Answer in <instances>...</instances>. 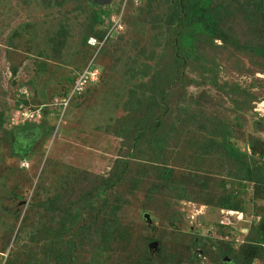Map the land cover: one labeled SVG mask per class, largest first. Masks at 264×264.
<instances>
[{"label": "rangeland", "instance_id": "1", "mask_svg": "<svg viewBox=\"0 0 264 264\" xmlns=\"http://www.w3.org/2000/svg\"><path fill=\"white\" fill-rule=\"evenodd\" d=\"M243 2L213 0L219 16L225 14L227 44L203 38L192 57L176 43L178 27L167 34L172 11L164 0H112L100 7L89 0H0V264H51L49 236L64 216L63 206L83 195L86 173L108 175L128 151L129 137L141 129L128 121L119 126L129 112L127 101H146L151 91H165L167 122L173 126L158 133V145L151 139L153 149L143 144L129 155L133 160L124 157L131 186L140 178L136 189L115 207L113 232L102 217L92 222L76 264H229L243 255L264 230V184L242 179L251 176L223 147L228 141L247 153L241 162L264 175V37L250 34L251 9L244 10ZM116 9L122 10L121 30H111L109 18L95 22L98 13ZM174 60H180L182 89L161 91L157 83L151 91L140 88L158 75L166 78L161 65ZM72 74L70 94L59 96L68 87L63 78ZM132 86L138 87L129 96ZM21 93L27 94V106L19 102ZM31 124L56 130L47 140L39 130L16 134L29 137L17 143L19 149L31 143L30 151L27 158L12 156L14 145L6 137ZM164 168L172 169L168 184L184 190L169 200L176 223L147 193L165 185L158 177ZM181 174L200 179L184 182ZM223 184L238 194L239 209L191 199L205 190L219 198ZM57 193L60 201L53 207L43 204ZM223 217L230 218V226L220 224ZM151 242L157 243L154 252ZM251 264H264V254Z\"/></svg>", "mask_w": 264, "mask_h": 264}, {"label": "trees", "instance_id": "2", "mask_svg": "<svg viewBox=\"0 0 264 264\" xmlns=\"http://www.w3.org/2000/svg\"><path fill=\"white\" fill-rule=\"evenodd\" d=\"M151 1V0H148ZM155 1V0H153ZM166 3H169L170 9L172 11V18L168 22V24L172 27L171 32H169L170 28H168V33L171 36L175 34L178 27V33L175 35L177 39V44H181L182 50H190L193 53L196 51L195 44L200 42L205 38L210 42H214L215 40H219L222 42V45L227 44V39L224 34L222 22L224 21L225 14L219 16L218 10L220 6L213 5V0H164ZM245 9L250 10V16L248 22H250V34L255 36V38L264 37V0H244ZM90 5V4H89ZM119 9H116L114 12H118ZM113 11H102L98 13L95 18V22L97 24H103L104 18L108 19L110 14ZM123 20V18H122ZM164 24H166L164 22ZM108 28L106 27L103 37L107 32ZM89 38L84 39V43H87ZM99 39H102L99 38ZM233 42L239 44L238 41H235L232 38ZM101 40H98L100 42ZM256 53L260 51L258 48H253ZM264 52V49L261 51ZM261 54V53H260ZM180 65V60H174L172 63L169 62L165 65H161L162 70H165L167 73L166 78H161L158 75L151 82L147 84H143V87L151 91L152 87L159 85L157 89H168L171 86V89L175 87L174 90L181 88L183 82V77L177 75V70ZM158 73V72H157ZM142 75V74H140ZM75 74L72 76H65L63 81L68 83V87L62 88V91L58 92V95L64 98H67L68 94H70V88L74 85L75 82ZM176 77V78H175ZM186 85H189L188 83ZM139 86V85H138ZM136 86V87H138ZM135 86H132L129 90V93L133 96L136 91ZM148 90V91H149ZM169 90V89H168ZM145 91V90H144ZM165 92V91H164ZM164 92L157 91L152 92L148 96L147 100H135L131 99L127 101V105L129 107L125 108L129 110L121 125V129L124 127L125 122H132V126L134 128L141 129L134 135L133 137H129L130 146H128V151H126L121 157H118L115 160V167L108 173L106 176H92L89 173L85 174L84 179V193L83 195L78 197H74L72 204L63 206L64 208V216L57 222V228L53 229L52 233L49 236L51 241L50 260L51 264H76L80 254L79 249L82 245V241L86 240L88 235V230L91 228L92 222H94L97 218L102 217L104 220V225L108 224V229L112 227L111 232L115 230V226L117 224L116 221V210L119 207L118 203L122 202L125 197L129 195L131 191L136 189L134 187V183H138V180L133 179V185L131 186V178L132 171L129 168V162L125 160L124 157L132 158L129 156L133 155L135 151L141 147L143 144H146L147 147L151 148L153 140L154 145L159 141L157 135L159 132H167V128L170 130L173 124H169L167 122V117L171 118V112L167 109V106H164ZM168 94V93H167ZM166 94V96H167ZM27 94H20L21 100L19 101L21 104L28 105L26 100ZM179 102V101H178ZM138 105L137 109L133 110L135 105ZM130 108V109H129ZM124 109V110H125ZM172 111V110H171ZM173 114V112H172ZM46 118L48 117V112L46 110ZM151 119H153V125L150 123ZM2 120L0 119V124H2ZM137 123L138 125L134 124ZM151 124V125H150ZM168 125V126H167ZM256 125L260 126V124ZM167 127V128H166ZM17 131L8 134L6 139L8 140L10 146L14 145V147L10 150L12 156L23 159L27 158V154L30 151L29 143L27 148L18 147L20 139L29 138L26 136H17L16 134H22L29 131H35V135H37V131L39 130V137H43L41 139L47 140V138L51 137V134L56 130L55 125H49L48 127L44 126V124H31L24 127H17ZM134 130V129H133ZM168 135V134H166ZM17 136V137H16ZM19 137V138H18ZM41 140L40 142L43 141ZM163 143V140L160 143ZM261 146V154L264 153V136L262 140ZM158 145V144H157ZM42 146V145H41ZM228 141L225 142L224 153L227 157L236 162L240 168H243V172L251 177H242V179L246 181L259 182L264 184V175L259 173H254L250 166L241 162V160L247 158V153L240 152L237 148L231 147ZM137 147V149H136ZM41 148V147H40ZM43 148V147H42ZM153 151V150H152ZM160 151V150H159ZM252 151V149H251ZM161 152V151H160ZM135 155V154H134ZM133 160V158H132ZM150 162H152L149 159ZM259 170L258 167H256ZM172 169L164 168L159 172V180L165 185L159 184L156 189H147V193L150 195L151 199L154 202L158 200L161 201V205H158L159 209L164 212V210H170L169 219L172 223H176L177 220L173 215V211L171 210V204L169 200L172 198H177V195H181L183 193L179 191H184L182 187H177L172 185V187L168 184L171 182ZM182 180L185 182H198L200 176H185V174H181ZM78 176L74 179V185H79ZM143 179V178H142ZM181 180V181H182ZM180 181V182H181ZM81 184V183H80ZM73 185V184H72ZM225 190L219 198L215 197V192L210 193L205 190V195L199 198H191L197 202H203L206 205H214L218 202L219 207H223L227 210L239 209L238 205V194L234 193L232 190L226 187L225 184L222 185ZM133 187V188H132ZM171 187V188H170ZM167 189L170 191L168 195H166L164 191L167 192ZM178 192V193H177ZM187 192V191H185ZM174 194V196H172ZM148 197V196H147ZM179 198V197H178ZM60 201L59 194H54L52 199H45L43 202L44 205H50L53 207L54 202ZM62 208V209H63ZM105 212H104V210ZM25 219V217H23ZM26 220V219H25ZM111 234V233H110ZM66 235V236H65ZM68 237L66 241L63 242V239ZM109 239L107 238L106 241ZM64 243V248L61 250L58 246L59 244ZM264 230H261L257 233L256 237L253 240V243L243 249V255L241 257L234 258L231 260L229 264H251L255 258L261 257L264 254ZM196 257V256H194Z\"/></svg>", "mask_w": 264, "mask_h": 264}, {"label": "built area", "instance_id": "3", "mask_svg": "<svg viewBox=\"0 0 264 264\" xmlns=\"http://www.w3.org/2000/svg\"><path fill=\"white\" fill-rule=\"evenodd\" d=\"M112 14H114V18L113 16H111ZM110 14L109 16V19L112 21L113 25L111 26V30H116V29H122V23L120 24L121 22V15H122V10L118 11V12H115V13H112ZM117 17V19H115ZM91 40V39H90ZM89 40V41H90ZM94 41V40H93ZM91 44V43H89ZM85 75L82 76V78H80L77 86L75 87L76 90H79V86H81L85 81H82L83 77ZM83 82V83H82ZM220 224L224 225V226H230L231 225V221H230V218H226V217H223L220 221Z\"/></svg>", "mask_w": 264, "mask_h": 264}, {"label": "water", "instance_id": "4", "mask_svg": "<svg viewBox=\"0 0 264 264\" xmlns=\"http://www.w3.org/2000/svg\"><path fill=\"white\" fill-rule=\"evenodd\" d=\"M89 2H90L91 5L96 4L97 6L100 7V6L109 5L112 2V0H89ZM144 217H145V219L147 221H149V216L147 214H145ZM156 246H157V243L156 242H151L149 248H150V250L152 252H154L155 249H157ZM225 259L228 260V258H225Z\"/></svg>", "mask_w": 264, "mask_h": 264}, {"label": "flooded vegetation", "instance_id": "5", "mask_svg": "<svg viewBox=\"0 0 264 264\" xmlns=\"http://www.w3.org/2000/svg\"><path fill=\"white\" fill-rule=\"evenodd\" d=\"M91 5V4H90ZM91 6H93V7H97V5L96 4H94V5H91Z\"/></svg>", "mask_w": 264, "mask_h": 264}]
</instances>
